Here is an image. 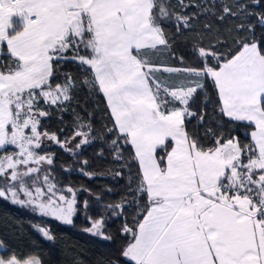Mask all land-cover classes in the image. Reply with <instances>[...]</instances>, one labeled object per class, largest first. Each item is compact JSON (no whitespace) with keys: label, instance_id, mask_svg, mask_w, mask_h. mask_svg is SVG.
Returning a JSON list of instances; mask_svg holds the SVG:
<instances>
[{"label":"snow or ice","instance_id":"snow-or-ice-1","mask_svg":"<svg viewBox=\"0 0 264 264\" xmlns=\"http://www.w3.org/2000/svg\"><path fill=\"white\" fill-rule=\"evenodd\" d=\"M65 115L70 133L49 129ZM53 145L62 171L123 181L120 201L64 184ZM88 147L114 167L90 168ZM0 200L67 226L84 213L85 233L122 240L108 264H264V0H0Z\"/></svg>","mask_w":264,"mask_h":264},{"label":"trees","instance_id":"trees-1","mask_svg":"<svg viewBox=\"0 0 264 264\" xmlns=\"http://www.w3.org/2000/svg\"><path fill=\"white\" fill-rule=\"evenodd\" d=\"M79 100L81 105L87 106L88 111L93 110L94 104L88 101L85 92L80 93ZM99 103L102 105L103 101L101 100ZM212 107L213 105L208 106L209 112H211ZM77 110L79 111L80 108ZM71 124L72 117L65 115L63 125L56 119H52L48 122V127L50 130H57L59 127L64 126L66 133H70L72 131ZM244 133V129H239L235 134L243 142H247ZM50 150L56 153V175L64 184L71 182L76 187L84 185L91 188L93 193L102 196V203L120 201L121 196L125 193L123 181L118 183L110 176L105 175H99L89 180L82 176L78 170L64 172L62 171V165L65 167L71 165L73 163L72 158L55 145ZM95 151L94 147H88L80 159H87L90 168L97 169L101 173L107 171L110 167H114L110 157L98 159ZM108 188H111L112 191L108 192ZM85 198H88L87 193L81 194L80 199ZM101 211L102 208L94 207L88 215L98 218L97 214ZM120 223L119 219H109L106 231L116 234ZM33 224H41L49 228L56 237L55 241L50 242L44 239L39 232L33 229ZM89 226V221L85 218L84 213L74 218V225L67 226L51 218L40 217L27 209L0 200V241H3L6 246L5 249L0 251V254L7 249H11L25 256L29 254L36 255L43 261V264H73V260L76 258L82 264H108L109 261L116 259L122 243L120 237L117 235L114 243L103 241L83 231L84 228Z\"/></svg>","mask_w":264,"mask_h":264},{"label":"crops","instance_id":"crops-1","mask_svg":"<svg viewBox=\"0 0 264 264\" xmlns=\"http://www.w3.org/2000/svg\"><path fill=\"white\" fill-rule=\"evenodd\" d=\"M3 250V249H0V251Z\"/></svg>","mask_w":264,"mask_h":264},{"label":"rangeland","instance_id":"rangeland-1","mask_svg":"<svg viewBox=\"0 0 264 264\" xmlns=\"http://www.w3.org/2000/svg\"><path fill=\"white\" fill-rule=\"evenodd\" d=\"M10 204V203H9Z\"/></svg>","mask_w":264,"mask_h":264}]
</instances>
